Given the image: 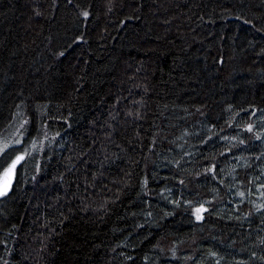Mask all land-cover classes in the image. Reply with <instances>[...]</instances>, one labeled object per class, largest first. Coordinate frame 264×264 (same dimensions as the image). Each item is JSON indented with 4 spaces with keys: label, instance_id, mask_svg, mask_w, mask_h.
Wrapping results in <instances>:
<instances>
[{
    "label": "trees",
    "instance_id": "obj_1",
    "mask_svg": "<svg viewBox=\"0 0 264 264\" xmlns=\"http://www.w3.org/2000/svg\"><path fill=\"white\" fill-rule=\"evenodd\" d=\"M17 156L0 264H264V0H0Z\"/></svg>",
    "mask_w": 264,
    "mask_h": 264
},
{
    "label": "snow or ice",
    "instance_id": "obj_2",
    "mask_svg": "<svg viewBox=\"0 0 264 264\" xmlns=\"http://www.w3.org/2000/svg\"><path fill=\"white\" fill-rule=\"evenodd\" d=\"M84 17L87 18L88 13L84 12L83 13ZM251 131V126L248 129ZM23 156H17L15 160L12 161L11 165L3 170V178L0 179V198L5 197L8 195L11 187H12V179L14 178V173L16 169V165L23 160ZM243 195V193H241ZM207 211L206 208H204L202 205L196 209L197 213V219H202V216L200 215L201 212Z\"/></svg>",
    "mask_w": 264,
    "mask_h": 264
},
{
    "label": "rangeland",
    "instance_id": "obj_3",
    "mask_svg": "<svg viewBox=\"0 0 264 264\" xmlns=\"http://www.w3.org/2000/svg\"><path fill=\"white\" fill-rule=\"evenodd\" d=\"M8 168V167H5V169ZM2 176H3V171L0 172V179H2Z\"/></svg>",
    "mask_w": 264,
    "mask_h": 264
},
{
    "label": "water",
    "instance_id": "obj_4",
    "mask_svg": "<svg viewBox=\"0 0 264 264\" xmlns=\"http://www.w3.org/2000/svg\"><path fill=\"white\" fill-rule=\"evenodd\" d=\"M2 178H3V176H2ZM14 179V178H13ZM13 179H12V182H13Z\"/></svg>",
    "mask_w": 264,
    "mask_h": 264
}]
</instances>
